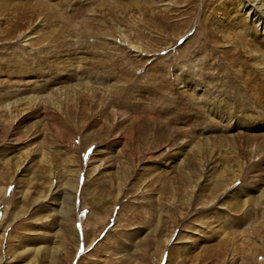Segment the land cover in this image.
Returning a JSON list of instances; mask_svg holds the SVG:
<instances>
[{"label":"rangeland","instance_id":"374dc122","mask_svg":"<svg viewBox=\"0 0 264 264\" xmlns=\"http://www.w3.org/2000/svg\"><path fill=\"white\" fill-rule=\"evenodd\" d=\"M259 10L0 0V264H264Z\"/></svg>","mask_w":264,"mask_h":264},{"label":"bare ground","instance_id":"6f19581e","mask_svg":"<svg viewBox=\"0 0 264 264\" xmlns=\"http://www.w3.org/2000/svg\"><path fill=\"white\" fill-rule=\"evenodd\" d=\"M251 10H252V11H251ZM258 12H259L260 14L264 15V12H262V10H259ZM258 12H256V13L259 14ZM249 13H250V14H251V13L254 14V10H253V8H252V9L250 8ZM249 13H248V14H249ZM253 16H254V15H253ZM258 18H259V17L257 16V17H255L254 19L258 20ZM263 19H264V17H263ZM262 24H264V21H263ZM262 24H261V25H262ZM262 26H263V25H262Z\"/></svg>","mask_w":264,"mask_h":264}]
</instances>
